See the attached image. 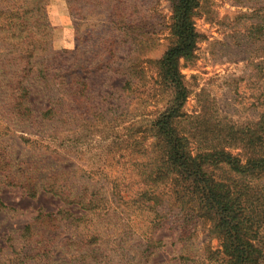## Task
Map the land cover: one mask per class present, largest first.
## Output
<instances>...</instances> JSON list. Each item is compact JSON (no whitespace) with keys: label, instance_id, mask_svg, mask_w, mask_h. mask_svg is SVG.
<instances>
[{"label":"rangeland","instance_id":"rangeland-1","mask_svg":"<svg viewBox=\"0 0 264 264\" xmlns=\"http://www.w3.org/2000/svg\"><path fill=\"white\" fill-rule=\"evenodd\" d=\"M38 1L45 2L43 10L38 12L36 6L29 14L46 16L41 25L34 17L29 26L37 69L46 57L49 72L62 69L63 61L91 62V47L111 27L113 0H25L27 6ZM21 2L0 0V12H7L0 19V60L9 65H0L5 76L12 68L6 60L20 51L11 40L9 14L19 10ZM171 6V0H138L137 7L126 6L128 14H140L138 22L128 16L129 23L121 22L115 30L131 37H121L115 53L117 59H126V75L116 73L117 66L82 74L90 85L85 94H96L102 115L91 112L94 99L83 98L82 90L77 101L64 102V95L48 87L37 69L28 80V106L36 111L53 107L64 122L35 131L26 118L20 124L13 122L14 115L0 113V125L12 127L0 145V264H83L77 255L81 249L85 264H180L183 253L205 258L208 249H219L211 222L192 209L187 217H169L158 227L159 217L123 213L113 203L109 211L102 204L94 209L86 204L98 196L109 201L115 178L133 183L147 165L151 171L156 167L161 148L149 125L174 99L158 65L175 42ZM194 23L199 39L194 56L181 61L189 97L178 128L207 125L209 131L198 137L221 139L228 131H213L218 123L253 126L263 119L259 136L264 138V0H201ZM7 98L0 90V108L8 106ZM50 166L58 170L65 188L60 183L58 191L43 188L55 183L54 177L47 180ZM66 176L69 180L62 182ZM30 179L41 182L35 185L36 193L29 190ZM60 217L69 219L62 224ZM60 222L61 229L56 227ZM147 235L162 239L161 246L147 250ZM91 237L93 242L88 241Z\"/></svg>","mask_w":264,"mask_h":264},{"label":"trees","instance_id":"trees-1","mask_svg":"<svg viewBox=\"0 0 264 264\" xmlns=\"http://www.w3.org/2000/svg\"><path fill=\"white\" fill-rule=\"evenodd\" d=\"M130 1H112L109 13L111 27L102 34L103 38L91 47L93 52L91 62L83 64L79 61H63L62 69L49 72L47 69L45 71L49 65L48 57L42 59L40 68L37 69L30 47L34 34L29 30L34 17L36 18L34 23L37 25L46 22L44 12L40 18L34 14L29 15L33 12L30 8L36 9L38 6V12L43 10L45 2L38 1L35 5L27 6L25 0H22L19 10L9 14L13 28L11 40L19 45L20 51H16L12 58L6 60L7 63L11 62L12 66L9 76L0 74V90L8 97V106L0 108L1 115L10 113L14 115L13 122L20 124V119L26 118L35 131L61 125L64 122L59 111L54 110L53 107L36 111L28 106L31 92L28 88L31 86L28 80L35 69L39 70L41 79L44 83L47 82L48 87L55 88L58 94L64 95V102L77 101L79 90H82L83 98L87 99L89 96L91 100L94 99V103L90 105L91 112L102 115V106L95 103L96 94L92 91H88L87 96L85 94V90H89L90 85L82 74L111 71L112 66L119 68L116 73L126 75L128 72V68L125 67L126 59H117L115 53L119 50V46H122L118 42L120 38L122 37L123 40L131 37L115 30L121 22L124 24L122 26L129 23L128 16H134V13L128 14L125 9L130 5L137 7L138 0H134V4ZM200 1L171 0L170 29L175 42L158 61V65L163 80L174 92V99L149 125L150 131L154 132L160 142L161 149L156 167L151 171L147 165L140 178L133 183L129 181L124 184L120 177L115 178L111 185L109 201L106 202L98 196L86 204L91 209L99 206L97 204H102V208L109 211L113 203L115 208L121 209L123 213L159 217L161 219L158 221V227H162L169 217H187L194 210L199 216L207 217L211 222V230L219 241V249L216 251L208 249L205 258L195 253H183L181 258L184 260H180V264H200L205 260L223 264H264V138L259 136V131L263 128V119L253 126L239 127L218 123L213 131H228V135L221 139L198 137V134L209 131L207 125L190 128L182 125V130L178 128V120L186 117L181 113V109L189 97L184 75L181 74V61L191 59L196 50L199 34L195 27L194 16ZM6 14L7 12H0V19L5 18ZM139 17L140 14L135 13L134 21L138 22ZM1 25L5 26L4 23ZM110 31L115 34H109ZM132 38L135 42H142L137 37ZM80 39L82 41L85 38ZM78 49L79 46L76 47V50ZM76 55L75 52L74 56ZM113 61L118 63L114 64ZM0 65L9 66L5 64L3 58L0 60ZM107 111L106 109L104 112ZM11 128L8 124L0 125V145L4 144L2 138L11 131ZM49 148L47 146V149ZM50 168L52 172L48 174L47 180H53L54 177L55 183L43 188L50 192L58 191L59 183L63 187L64 185L59 179L58 170L51 166ZM218 171L225 172L222 174ZM62 179V182L69 180L67 176ZM30 180L32 187L29 190L36 193L38 187L35 185L41 182L38 179ZM71 196L76 198L74 193ZM83 198L80 199L82 203L86 202V195ZM71 203H76V200L71 199ZM66 213L70 214L68 211ZM60 218H62L61 222L69 219V217ZM72 218L78 220L76 217ZM61 222L56 226L59 229L62 227ZM151 222L153 223L149 221ZM144 239L147 250L153 248V244L161 246L163 242L162 239L154 241L149 235ZM88 241L93 242L94 237L89 238ZM83 252L84 249H81L77 255L85 264L86 258Z\"/></svg>","mask_w":264,"mask_h":264}]
</instances>
